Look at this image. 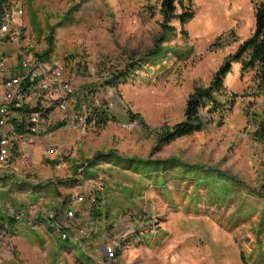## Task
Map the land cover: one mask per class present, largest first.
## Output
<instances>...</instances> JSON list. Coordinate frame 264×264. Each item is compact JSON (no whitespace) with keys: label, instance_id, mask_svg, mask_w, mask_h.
I'll list each match as a JSON object with an SVG mask.
<instances>
[{"label":"rangeland","instance_id":"1","mask_svg":"<svg viewBox=\"0 0 264 264\" xmlns=\"http://www.w3.org/2000/svg\"><path fill=\"white\" fill-rule=\"evenodd\" d=\"M7 2L22 10L10 25L22 34L17 43L0 42L6 68L15 69L18 61L20 72L23 57L41 54L51 43L47 62L38 59L63 69L75 92V106L78 98L86 105L91 101L89 94L82 99L88 89L96 94L98 105L114 104L102 128L54 132L53 144H65L66 155H45L39 145L24 148L11 164L38 182L65 183L77 176L74 168L79 164L102 179L98 230L105 225L103 239L116 241L121 250L113 262L100 264H264V225L256 233L261 212L264 224V143L250 136V111L259 106L260 113L264 97L254 96V71L242 72L241 63L231 64L224 87L238 97L223 111L221 124L215 114L209 117L204 111L207 124L201 131L158 148L153 133L183 120L188 95L207 87L221 63L252 34L255 5L264 0H181L176 4L178 18L166 28L159 0ZM190 12L192 17L184 16L181 24L180 17ZM160 38L157 54L141 62L124 84L113 89L106 83L126 68L129 56L140 58ZM63 118L57 111L51 124L57 126ZM130 123L134 127L128 130ZM30 152L28 163H23ZM109 153L110 158L96 160L98 154ZM129 159L176 160L177 165L154 171ZM11 179L0 177V193L2 188L11 193L0 194V222L6 220V208L41 196L32 185H16L18 179ZM45 190L54 194V184L48 183ZM1 251L16 257L15 246L5 236L0 237ZM74 254L82 257L80 249Z\"/></svg>","mask_w":264,"mask_h":264},{"label":"built area","instance_id":"2","mask_svg":"<svg viewBox=\"0 0 264 264\" xmlns=\"http://www.w3.org/2000/svg\"><path fill=\"white\" fill-rule=\"evenodd\" d=\"M21 14L20 8H11L6 12L0 24V42L20 41L21 30L10 25ZM20 67L22 69L20 72L9 75L4 61L0 60V176L15 177L19 183L32 186L53 183L56 192L61 195V204L60 210L47 211L45 201L38 198L29 201L22 208L8 207L4 210V215L15 222H25L31 230L43 226L44 223L48 233L51 236L54 233L57 234L60 242L67 241L68 234L71 232L75 240L81 243L82 239L91 238L98 230V219L94 216V211L99 208L97 200L103 189L102 179L99 176L93 177L88 173L89 169L85 170L84 165L79 164L74 168L77 176L66 181V184L54 179H50L49 182L43 180L38 182L28 175L18 173L11 164L21 158L24 148L33 150L39 145L42 146V152L45 155L60 153L59 156H62L69 153L65 144H53L55 140L51 122L55 112L64 114V118L58 120L62 123L60 128L64 131L84 133L88 127L95 125V121L90 118L89 107L86 104L81 103L76 109L72 83L64 77L60 66H47L30 53L22 58ZM90 100L94 103L93 106L98 105L96 94H92ZM113 105L108 103L107 108ZM25 109L28 110L27 113L23 112ZM20 114L26 116L25 132L15 136L12 122L19 120ZM133 127V123L125 126L128 130ZM31 156L32 152L22 157V162L28 163ZM74 205H79L88 215L90 218L88 225L76 226V212L72 210ZM7 250L12 251L9 246ZM119 251V244L105 240L102 244V257L97 264L113 262ZM84 252L91 257L89 250Z\"/></svg>","mask_w":264,"mask_h":264},{"label":"trees","instance_id":"3","mask_svg":"<svg viewBox=\"0 0 264 264\" xmlns=\"http://www.w3.org/2000/svg\"><path fill=\"white\" fill-rule=\"evenodd\" d=\"M180 2L181 0H159V12L164 21L162 25L163 28H166V23L178 18V15L176 13V4H179ZM182 8L188 11L187 8ZM9 10H11V6L10 4H8L7 0H0V24L3 22V18L6 12H8ZM184 16H186L187 18H191L192 13L190 12L183 14L180 17L181 24H183L185 21ZM162 41L163 38L156 40L154 48L138 59L133 60V58L129 56V61L126 68H123L121 71L114 73L109 82L106 83L113 87V89H116L120 85L124 84L128 75L130 73H133L138 67H140L141 62H146L149 58L157 54L158 44H160ZM49 44L51 45V43ZM50 45L43 53H36L35 56H37L40 60L47 62L51 53ZM232 63H241L242 72L254 71V75L252 76V84L253 86H255L254 96L256 97L260 95L264 97V3L259 2L255 5L254 30L252 34L247 39L242 41L236 51L221 63V65L213 73L210 83L207 87L195 88L193 92L188 95L185 102L183 120L176 123L172 127H163L161 129L153 131L156 139V148L168 145L179 138L191 136L192 134L201 131L207 124V120L205 119L203 113L204 111L209 114V117H213V115L215 114L218 117L217 124L222 123L221 119L223 117V111L230 109L234 105L236 98L238 97L235 93H227L224 87V79L230 72ZM18 65L19 64L17 61V65L15 69H13V71L15 72H9V75H15L19 72L17 71ZM92 91V89H88V91H85L84 95H82V99L86 100V95L89 94V96H91ZM81 103H84L81 98L76 99V109H78ZM85 103H87V106L89 107L90 118L94 119L95 126L98 128L104 127L108 122L107 105L104 104L103 106L102 104H100L97 106H93L91 105V101ZM254 105L255 104H252L248 109H252ZM259 108L260 107L258 106L257 109ZM257 109L254 108L250 111V123L254 127V129L250 133V136L253 141L264 143V105L261 106L260 113L257 111ZM23 112L27 113L28 110L25 109ZM20 115L21 117H19V120L16 119L12 122V126L14 128L13 135L15 136L25 132L24 121L26 120V116H24L23 114ZM128 116L132 121H136L131 112H128ZM137 124L141 125L140 121ZM59 127H61V124L57 125L54 128ZM112 154L113 153L98 154L96 160L100 158H110ZM129 161H135L140 164L149 165L154 169V171L164 165L168 168H171L172 165H177L176 160L150 162L129 159ZM92 162L89 161L88 165H91ZM59 181L61 183L63 182L61 180ZM260 189L264 191V162L262 164ZM254 194L256 193L254 192ZM97 201H99V198ZM94 212V216L99 220V208ZM262 214L263 212H261L259 216V222H261L257 226V234H259L260 230L262 229L261 226L263 227L264 225L262 224ZM12 221L13 220L10 219L7 220L9 225L13 223Z\"/></svg>","mask_w":264,"mask_h":264},{"label":"crops","instance_id":"4","mask_svg":"<svg viewBox=\"0 0 264 264\" xmlns=\"http://www.w3.org/2000/svg\"><path fill=\"white\" fill-rule=\"evenodd\" d=\"M5 62V58L2 59ZM14 66H7L8 73L12 72ZM13 68V69H12ZM64 116V114H63ZM62 123L58 122L57 125ZM55 125H52V129L55 132L59 130ZM60 128V127H59ZM62 130V129H61ZM60 131V130H59ZM56 138V137H55ZM28 149V148H26ZM90 174V171L88 172ZM2 177V176H0ZM6 178V177H4ZM10 178V177H7ZM11 179V178H10ZM13 181V179H11ZM15 183V182H14ZM19 182H16V185ZM27 185V184H22ZM46 185L43 186H32L33 189H36L37 194L41 195L38 198H42L45 202L46 210L49 211H58L60 210V194L55 192L54 194L49 193L47 190L43 191ZM21 187V186H20ZM25 188V187H24ZM3 195H10L11 193L6 190V188H2ZM13 194V193H12ZM14 196V195H13ZM34 199V200H36ZM25 204L19 205V207L13 208H22ZM76 212L75 215V224L76 226H85L89 224L90 218L87 214H85L81 207L72 209ZM4 213V212H3ZM5 217V215H4ZM6 220H2L0 222V237H6L7 240L11 241L12 245L15 246L16 249V257L13 258L8 255H5V252L0 254V264H60L63 262L64 264H88L87 261H91V264H97L98 261L101 260L102 253V244L105 241L102 237L105 230V225H101L102 228L97 230V233L91 238L82 239L81 243H78L75 240L74 235L70 232L68 234V240L64 242H60L58 240L57 234H52V236L48 233L46 225L39 226L35 230H31L28 228L25 222H15L12 221V224H8V218L5 217ZM99 225V220H98ZM105 228V230H104ZM28 231L33 236H23V232ZM11 232V233H9ZM113 243H117L116 241H110ZM118 244V243H117ZM121 248V247H120ZM75 249H80L82 253V257L75 255ZM84 250H89L91 257H88ZM121 250V249H120ZM52 258V260L50 259Z\"/></svg>","mask_w":264,"mask_h":264}]
</instances>
